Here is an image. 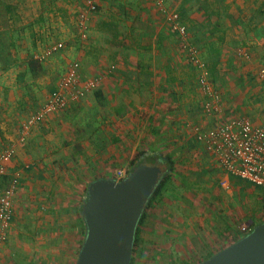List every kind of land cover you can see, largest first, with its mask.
I'll use <instances>...</instances> for the list:
<instances>
[{"label": "crops", "instance_id": "crops-1", "mask_svg": "<svg viewBox=\"0 0 264 264\" xmlns=\"http://www.w3.org/2000/svg\"><path fill=\"white\" fill-rule=\"evenodd\" d=\"M245 1L249 2V0ZM101 2H105L104 5L106 2L109 3V7L108 5L103 8L101 6V12L99 11L96 16L90 13L91 16L88 17V35L93 32V28L97 32L103 30V26L98 27V23L100 22L99 17L104 16L106 11L115 23L125 17V22L121 28L124 33L122 38L126 42L117 41L107 44L102 43L100 38H93L92 41L94 42L92 44L90 35L89 43L86 38L83 44H91L93 49L98 50L96 55L91 58V60H95V63H89L90 59L84 57L82 53L84 50H75V47H73L76 42L73 39L74 32H70L67 27L68 24L62 21L64 17H68L72 21V26H74L73 18L75 19L77 14L73 13L75 11L79 12V10H66V8L58 10L60 32L57 33L59 36L52 41H50V37H46L45 42H42L41 34L43 32L36 34L38 38L28 39L31 37L23 33L22 28L18 29L21 24L11 25L10 27L0 25V28L6 30L9 34L8 37L7 35L4 37L0 33V150L9 146H13L15 149L12 159L6 163V172L1 179L2 188H9L12 185V180H16L9 237L12 228L20 223L22 217L25 218L27 215L36 217L32 218L33 222L39 220V222L52 223L60 221L63 216V221L72 220V222L78 223L80 218L78 208L82 206L85 200L87 184L94 180H87L86 174L81 172L74 161V159L81 161L85 157L89 159L92 153L99 150L94 142L95 133L92 130H89V132L84 131L96 121L94 115H89L90 120L86 124L80 125L78 122L79 113L80 116L84 117L82 112L86 110L88 103L84 99L66 109L49 114L42 121L33 124L25 132L23 139L19 134V128L22 124L32 113L39 110L41 103L53 91V88L57 87L60 77L72 60L80 59L82 61L80 64L82 63L83 69L86 68V72L96 73L87 77L84 74L85 71L82 70V79L85 80L102 73H97V71L101 70L106 64L107 57L104 55L106 51L110 52L114 46H117V48L121 46L125 49L124 55L129 60L128 63L124 65L120 61L124 66L120 65V70H117L112 76L114 78H109L111 74L106 75L100 84L101 91L110 103L107 130H110L111 138L110 141L107 138V141L110 144L113 139L120 143L117 147L119 152L121 151L124 155L123 158L129 157L132 159L136 153V146L141 145V141L149 144L148 146L159 142L161 136L157 134L161 132V124L165 120L174 121V128L178 127V132L173 138V141H178L176 148L180 149L188 141H191L189 139L193 138L184 132L187 125V115L195 110L193 104L197 101L196 96L198 95L191 87L190 71L186 70L189 67L188 64L178 57L172 59V62L173 60L175 62L172 70L162 71L160 68H155V62H162L163 56L161 55L170 48V44L175 45L177 35L172 34L170 28L165 26L164 22L161 21V13L158 11L157 14L156 8L152 5L153 2L149 0H102ZM178 2L182 3L179 10L185 15L184 18L186 21L188 20L192 29L198 26L201 29V26L204 27L205 24L211 25L213 30L217 29L215 31L217 33H213L212 30L209 33L206 30L208 34L205 35L202 46L207 54L213 48L221 50L219 64L224 65L221 66V70L225 72V81L228 82L222 85L221 88H217L221 95L219 111H222L223 106H226V101L223 100L226 94L231 97L232 101L229 104L231 107L238 105L241 110L251 107L254 99H260L261 96H264V88L259 91L254 90L256 92H243L234 89L238 88L235 85L237 81L253 75L252 69H256L255 71L258 73L259 68L264 67L253 68L255 63L248 61L251 57L253 59L258 57L262 61L261 64L264 63V14L260 18L261 10H255L254 14L251 10H237L233 13L238 16L237 19L239 20L238 26L235 27L217 20L214 24L211 14L215 19L218 14L215 16L214 10H209V12L207 10H196L195 6L191 5L193 0H178ZM254 2L252 0V3ZM30 13L35 16L38 14L36 10H31L25 14ZM222 13L224 15V12ZM2 20L3 18H0V22ZM101 21L104 25L103 20ZM51 26L53 27V25ZM47 28L49 29V27ZM202 30L205 29H201L199 32ZM229 30L237 31V34L242 31L243 34L239 35V41L247 45L243 47L250 52L251 57L249 59L243 57L242 50H238L239 53H242V57L238 56L239 59L235 57L236 55L229 53L232 51L231 48L229 49L230 38L227 37ZM55 40L64 42L65 49H62L61 55H66L67 61L65 60L63 72L56 70V67L60 66L59 62L56 65V62L45 59L48 73L43 77L31 78L27 71L26 60L31 56L45 58L36 53L37 49L43 51L46 45L57 42ZM72 40H74V43ZM121 42H124V45ZM251 42L258 43L262 49H253L254 46H250ZM130 51H134L136 56L130 55ZM70 57H76V59H69ZM137 66L140 70L136 68ZM123 67L125 68L121 69ZM224 67H227V69ZM219 69L220 66H218ZM259 78L260 76L257 77V80ZM215 83L217 84V80H215ZM92 94L93 92L87 94L86 97L90 98L93 96ZM199 94L202 100L201 92ZM38 97L39 103L36 101L38 103L36 105L35 100ZM89 102L93 103V98ZM94 103L98 105V102L95 101ZM77 104L81 105L82 109L78 108L80 111L78 114L71 113L70 110L76 108L74 105ZM94 112L97 111L94 109ZM220 114L222 113L220 112ZM243 114L245 113L243 112ZM160 116H162L161 124L156 122V125H152L149 129L148 125H150L151 120ZM209 116H211L210 122H213V120L216 122L218 119L214 114ZM259 116L260 114L257 112L252 114L254 123L261 124L258 122ZM108 122L106 121L107 124ZM169 136L172 138V135ZM171 141L172 139H169V137H161L160 143L170 146ZM110 146H114V144ZM85 152L88 155H85ZM81 167L83 168V166ZM88 173H90V170ZM92 174H95V172H92ZM43 214H47L50 219L42 220L41 216ZM64 215H69L70 218L66 220ZM84 224L82 225L85 229ZM50 228L51 225H48L47 230H50Z\"/></svg>", "mask_w": 264, "mask_h": 264}, {"label": "rangeland", "instance_id": "rangeland-1", "mask_svg": "<svg viewBox=\"0 0 264 264\" xmlns=\"http://www.w3.org/2000/svg\"><path fill=\"white\" fill-rule=\"evenodd\" d=\"M91 1H93L97 8L92 12L93 16H96L99 11L101 12L100 9L104 6L107 7L108 5L109 7V3L107 4L106 2L104 5L105 2H101L102 0ZM149 1L153 2L152 5L156 8L157 14L158 11L161 13V21L172 31L167 13L179 11V6H181L182 3H179L178 0ZM254 1L255 2L252 3V0H249V2L245 0H193L191 5L195 6L196 10L202 11L203 9L201 6L205 4L207 5V12H209V10H214L215 16L218 14L216 19L211 14L214 24L217 20L236 27L239 24V20L237 19L238 16L233 13L237 12V10H251V12H253L252 14L255 13V10H261V15L259 17L262 18L261 16L264 14V0ZM86 4L87 0H71L70 2L64 0H0V18H3L0 25L10 27L11 25L16 26L17 24H21L18 29L22 28L23 33L31 37L28 39L38 38L36 34L43 32L44 35L41 34L43 39L42 42H45L47 39L46 37H50V41H52L59 36L57 33L60 32L58 10H64L65 8L66 10H79V12L75 11V13H73L77 14V17L75 19L73 18L75 22L74 26H72V21H70L68 17H64L62 21L68 24L67 27L70 29V32H74V36H76H73L76 42L74 43V40H72L75 50H84L82 53L84 57L90 59V61L88 60L89 63H95V60H91V58L96 55L98 50L96 48L93 49L91 44L84 45V39L78 34L79 14L86 8ZM31 10H36L38 16L32 15V13L28 15L25 14ZM222 12H224V15ZM89 15L91 16V14H87L88 17ZM30 18L33 19L31 20ZM124 18L125 17L115 23L105 11L104 16L101 15V17H99L100 22L98 23V27L103 26V30L97 32L95 28H93V32L89 33L86 41H90L91 35L92 44L94 42L92 41L93 38H100L102 43L107 44L117 41L126 42L125 39L122 38L124 33L121 28L125 22ZM101 20H103L104 25ZM184 22L183 23L188 27L190 39H194V41H198L195 31L199 32V30L205 29L208 30L209 33H211V30L213 33H217L215 32L217 29L213 30L211 25L208 26L205 24L204 27L201 26V29H199V26L193 27L192 29L188 20ZM51 25H53V27ZM47 27H49V29ZM236 32L237 31L234 30H229V32H227V37L230 38L231 43L229 45L230 47H228L232 50L229 53L236 55L235 57L239 59L238 56H241L242 53H239L238 50H242L243 57L249 59L251 57L250 52L243 47L247 45L239 41V35L243 33L242 31H240L239 34ZM0 33L3 34L4 37L6 35L7 37L9 36L6 30L4 31L2 28H0ZM236 36H238V38H236ZM124 42L121 43L124 45ZM50 45L51 44L46 45L43 51L42 49H37L36 53L52 62H56V65L59 62L60 66L56 67V70L61 72L65 66V60L67 59L66 55H61V52L65 48H63V50H57L56 52L47 53L48 46ZM88 46L90 47L88 48ZM250 46H254L253 49L255 50L256 48H261L256 42H251ZM201 47L203 59H206L208 54L204 52L203 46ZM124 51L125 49L121 46H118V48L114 46L110 52L106 51L104 54L107 57L106 64L101 70L97 71V73H106L107 69L112 66L113 69L109 78L112 77L117 70H120V65L124 66L128 63L127 61H129L126 59ZM220 52L221 50H219V54ZM212 53L214 52L212 51ZM227 53L228 51L226 54ZM129 54L136 56L134 51H130ZM161 56H163L162 62L156 61L155 68H160L162 71L172 70V66L175 63L174 60L172 62L173 58L179 57L182 61H185L188 66L191 65L188 61L186 51L181 47L179 39H177L175 45L170 44V48ZM127 58H129V56H127ZM69 59H76V57H70ZM77 61L82 62L80 59H77ZM248 61L250 63H255V67L253 68L264 66V63L261 64L262 61L259 60L258 57L255 59L251 57ZM218 66H220V69L217 72V77L212 74L211 76L214 80H217V84L215 83L216 86L218 85L217 88H221V86L227 84L228 81H225V72L221 70V66L224 65L220 63ZM124 68L125 67L121 69ZM136 68L140 70L138 66ZM224 68L227 69V67ZM263 68L264 67L259 68L258 73L255 71L256 69H252L253 75H249L248 78L237 81L235 85L238 86V88L235 87L236 89L234 90L243 92H256L254 90H262V88H264V79L259 75V71ZM82 70L83 72L85 71L84 74L87 77L96 74L95 72H86V68L84 67L83 69L81 63V71ZM186 70L190 71L189 75L192 81L191 87L198 94L196 96L197 101L193 104L195 110H192L191 113L187 115V125L184 130L185 134L193 137L196 127L206 133L213 127L215 120L210 122V114H207L203 105L201 106V104H203V96L201 100L199 94L201 90L197 82L198 70L194 66L187 67ZM256 76H260V78L257 80ZM89 93L91 94L92 92L89 91L86 95L82 96V98L80 97L81 101L84 99L85 102L88 103L86 105V110L82 112L84 117L80 116L79 113L78 122L80 125L83 123L86 124V122L90 120L89 115H94L96 118V121L93 123L94 125L92 124L84 131L89 132V130H92L93 133H95L96 138H94V142L99 150L92 153L89 159L86 157L81 161H78L79 159H74L75 165L80 168L81 172L86 174L87 180H95L97 177L113 178L120 169L128 170L129 172L132 169V161L136 158L137 154L152 147V145L148 146L149 144L141 141V145L136 146V153L132 159L129 157L123 158L124 155H122L121 151L119 152V148L117 147L120 143L112 139L109 144L111 133H109L110 130H107V126L109 125L107 118L109 115L110 103L104 99L101 100L103 104H99V99L94 98V96L90 98L86 97ZM92 98L93 103L89 102ZM223 100L226 101V106H223V110L220 111L222 114H219L223 116V119L246 115L253 121L252 114L257 112L260 114L258 122L264 124V96H261L260 99H254L251 104L252 106L244 109L246 111L239 109L238 105L236 107H231L229 104L232 100L229 94H226ZM36 101L39 103V97L36 98L35 102ZM95 101L98 102L97 104L100 106L95 105ZM37 102L36 105L38 104ZM77 105H75L76 108L73 107L74 109L70 110L71 113L75 112L78 114V112H80L78 108L81 110L82 106ZM87 107L90 108L88 109ZM255 108L257 109L255 110ZM94 109L97 112L93 113ZM243 112L245 114H243ZM160 120H162V116L151 120L150 125H148L149 129H151L152 125H156V122L160 123ZM173 124L174 121L172 120L163 121V124H161V132L157 134L161 137H169V139H172L170 146H165L163 143H160L161 137H159L160 141L155 144L160 147L161 154L174 158L176 168L174 173L170 175L169 181L161 195L153 199L147 209L148 216L145 223L140 228L138 244L135 247V252H133L131 264H198L209 258L218 250L225 248L235 242L236 239L240 238L241 233H239V231L242 224L250 223L251 226H253L264 221V189L257 188L254 185L243 189L241 187V182L237 181L235 178L232 179L233 176L229 178L228 187L223 186L221 183L223 177L221 167L216 159L204 149L200 142L199 145H191L192 147L185 148V146H182L180 149L176 148L178 141H173V138H175L178 132V127L174 128ZM169 135H172V138ZM107 138L109 141H107ZM100 141L102 142L101 145L99 143ZM111 144H114V146H110ZM86 154L88 155L87 152H85V155ZM89 165H91V167H89ZM81 166H83V168ZM162 166L165 167L164 164ZM80 170L78 171L80 172ZM89 170L90 173L87 174ZM92 172H95V174H92ZM79 209L80 207L78 210ZM33 217L36 218L32 215H27L25 218L22 217L20 223H17L12 228L8 242L0 254V264H75L78 251L85 236V229L82 225L83 221L81 218H79L77 223L75 221L72 222V220L63 221L62 216L60 221L52 222V224L42 221L39 222V220L33 222ZM64 218L67 220V218L70 217L69 215H64ZM41 219L49 220L50 217L47 216V214H43ZM48 225H51L50 230H47Z\"/></svg>", "mask_w": 264, "mask_h": 264}, {"label": "built area", "instance_id": "built-area-1", "mask_svg": "<svg viewBox=\"0 0 264 264\" xmlns=\"http://www.w3.org/2000/svg\"><path fill=\"white\" fill-rule=\"evenodd\" d=\"M96 9L93 1L87 0L86 8L79 14L78 34L84 40L88 35L87 14ZM167 15L171 29L179 38L182 49L186 51L189 63L198 70L197 82L203 96V108L207 114H214L218 118L208 132L205 133L196 127L195 134L204 149L216 159L221 167L222 185L228 187L229 178L233 176L247 180L254 186L264 188V124H256L245 115L224 119L219 115L221 95L206 66L200 47L191 41L187 26L179 18L177 11H172ZM63 48L64 42L57 41L48 46L47 53ZM112 69L111 66L106 73L83 80L80 62L77 60L69 62L56 89L41 103L39 110L32 113L19 128L21 139L33 124L42 121L49 114L67 108L86 92L98 88L104 77L112 73ZM259 75L264 79V68L260 69ZM14 152L13 146L0 150V254L9 239L16 183V180L13 179L9 188H2L1 179L6 172V163L12 159ZM128 173V170L120 169L114 178L121 180ZM251 229V224L245 223L241 225L239 233L244 236Z\"/></svg>", "mask_w": 264, "mask_h": 264}, {"label": "water", "instance_id": "water-1", "mask_svg": "<svg viewBox=\"0 0 264 264\" xmlns=\"http://www.w3.org/2000/svg\"><path fill=\"white\" fill-rule=\"evenodd\" d=\"M163 174L160 163L143 161L121 180L88 184L81 206L86 232L75 264H131L138 221ZM198 264H264V222Z\"/></svg>", "mask_w": 264, "mask_h": 264}, {"label": "trees", "instance_id": "trees-1", "mask_svg": "<svg viewBox=\"0 0 264 264\" xmlns=\"http://www.w3.org/2000/svg\"><path fill=\"white\" fill-rule=\"evenodd\" d=\"M64 1H69L70 2L71 0H64ZM186 1H189V0H186ZM201 7H202L203 10H207V5L203 4V6H201ZM177 12L179 13V18L181 19V21L184 22L185 21V18H184L185 15L183 13H181L180 10L177 11ZM189 30H190V28H189ZM187 31H188V27H187ZM171 32L176 36V33L173 30ZM195 34L197 36V40L198 41H194V39H191V41H193L195 44H197L199 47H201L202 46L201 42L203 43V41L205 39V35L208 34V33H207L206 30L205 31L202 30L201 32H198V33L195 32ZM177 39H179V38H177ZM212 51L214 53H212ZM54 52H56V51H54ZM219 55H220L219 54V49L213 48L212 50H210V52L208 53V57L206 56V59H205L206 66L210 70V73L212 75H215L216 77H217L218 65H219V61H220ZM45 59H47V58H39V57L31 56V57H29L26 60L27 71H28L29 75L31 76V78L43 77V76H45L48 73V69H47V67L45 65ZM189 67H193V66L189 65ZM54 89H56V88L54 87L53 90ZM90 92H93L94 98L99 99V101H98L99 104H103V101L101 102V100L106 99V97L103 94V92L101 91L100 86L98 88H96V89L90 90ZM86 93L84 95H86ZM81 98H79V100L71 103L70 106L72 104H75V103L79 102L81 100ZM88 126H90V125H88ZM189 140H191V141H188L187 144H185V148H188L191 145L192 146L193 145H199V141L196 138V134H194L193 138L189 139ZM99 143L101 145L102 142L100 141ZM143 161H147V162H150V163L158 162L161 165L164 164L165 167L162 166L163 169H164V174H163L162 180L160 181V183L158 184L157 188L155 189V191L151 195V197H150L148 203L146 204V206H145V208L143 210V213H142V215H141V217H140V219L138 221L137 228H136V233H135V239H134L133 252H135V247L138 244V237H139V234H140V228L142 227V225L145 223V221L147 219V216H148L147 209L149 208L150 203L153 201V199H156L157 197H159L161 195L163 189L166 187L167 182L169 181L170 175H172V173H174V170L176 168V162H175L174 158H172V156H167V155L164 156L163 154H161L160 153V147L158 145H156V144H152V147L146 149L145 151L139 152L137 154L136 158L132 161V168L134 166H136L137 164L143 162ZM234 178L237 181L241 182V184H242L241 187L243 189L253 185L250 182H248L247 180H244V179H241V178H237V177H232V179H234ZM255 187H257V186H255ZM257 188L264 189V188H261V187H257ZM86 193H87V188H86ZM79 217L81 218V220L84 223L83 216L81 214V206H80V209H79ZM262 222H264V221H261L260 223H262ZM260 223H258V224H260ZM253 226H255V225H253ZM85 232H86V230H85ZM240 238H238V239H240ZM238 239H236L235 241H237Z\"/></svg>", "mask_w": 264, "mask_h": 264}, {"label": "flooded vegetation", "instance_id": "flooded-vegetation-1", "mask_svg": "<svg viewBox=\"0 0 264 264\" xmlns=\"http://www.w3.org/2000/svg\"><path fill=\"white\" fill-rule=\"evenodd\" d=\"M156 163H158V162H156Z\"/></svg>", "mask_w": 264, "mask_h": 264}]
</instances>
